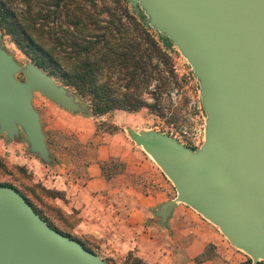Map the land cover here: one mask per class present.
I'll return each instance as SVG.
<instances>
[{"label": "water", "instance_id": "95a60500", "mask_svg": "<svg viewBox=\"0 0 264 264\" xmlns=\"http://www.w3.org/2000/svg\"><path fill=\"white\" fill-rule=\"evenodd\" d=\"M175 47L198 82L204 141L197 149L154 129L125 131L171 182L175 197L152 214L165 227L178 203L215 226L251 264L264 261V0H128ZM21 73L23 80L16 78ZM34 93L91 115L69 88L2 48L0 136L24 137L28 154L53 164ZM0 264H106L51 227L14 188L0 185Z\"/></svg>", "mask_w": 264, "mask_h": 264}, {"label": "crops", "instance_id": "0c3cea01", "mask_svg": "<svg viewBox=\"0 0 264 264\" xmlns=\"http://www.w3.org/2000/svg\"><path fill=\"white\" fill-rule=\"evenodd\" d=\"M39 101L53 164L43 165L37 158L26 163L43 192L39 204L58 214L54 217L66 229L63 232L105 262L128 258L145 264L247 261L215 226L182 203L176 205L165 227L157 223L152 211L176 193L150 156L126 134V126H135L130 113L115 110L109 120L116 129L107 132L96 129V116L69 113L47 98ZM72 134L80 143L93 145L84 179L72 176L70 170L73 155L66 136ZM101 164H106L104 169Z\"/></svg>", "mask_w": 264, "mask_h": 264}, {"label": "trees", "instance_id": "16d2710c", "mask_svg": "<svg viewBox=\"0 0 264 264\" xmlns=\"http://www.w3.org/2000/svg\"><path fill=\"white\" fill-rule=\"evenodd\" d=\"M0 32L37 66L84 98L91 115L148 108L161 118L169 115L167 124L178 125L176 110L163 99L176 76L170 44L155 36L143 16L129 8L128 0H0ZM14 189L47 224L70 236ZM39 192L38 196L43 193ZM128 259L130 264H145Z\"/></svg>", "mask_w": 264, "mask_h": 264}, {"label": "rangeland", "instance_id": "374dc122", "mask_svg": "<svg viewBox=\"0 0 264 264\" xmlns=\"http://www.w3.org/2000/svg\"><path fill=\"white\" fill-rule=\"evenodd\" d=\"M128 5L129 8H132L129 2ZM135 11L137 16H144L140 9H136ZM152 31L157 37V34L159 33L154 30ZM2 48L11 54L19 64L23 65L25 62L31 61L15 45L8 35L2 34ZM168 49L173 62L174 74L176 76L170 84V89L167 93L168 96L164 94L163 99L166 103H170L172 108L176 110L179 117V123L178 125H169L166 122L169 115L167 118H161L156 113L151 112L148 108H142L138 112L130 113L133 120L132 123L135 125L134 127H131L136 130L154 129L166 133L167 131H170L172 132L170 135L181 141L184 145L192 149H197L204 141L205 117V114L200 110L202 106L198 94V82L192 73L191 67L181 56L179 51L175 47H168ZM16 78L23 80L24 76L19 73L16 75ZM150 89H152V87ZM34 94L35 100H32V104L37 111H42V105L39 103V99L45 97L39 93ZM78 99L89 109V104L84 98L78 97ZM147 100L148 102H153L150 97H148ZM114 111L96 116L99 119L96 122L97 130L110 132L116 129L115 125L109 120V115L113 114ZM104 116H106L105 119H100ZM66 139L70 144V151L73 155V167L70 169L72 171V176L78 175L81 179H84V166L89 160V155L92 152V142L89 141L88 143H80L74 134L66 136ZM30 158L36 157L34 155H32V157L28 156L27 145L24 141V137H22L19 141H14V143H6L5 137L1 135L0 184H9L19 190L30 199L33 206L43 217L47 219L49 223H55L57 226L53 225L57 229L66 231V229H64L61 224L55 220V217H57L58 214L54 211H45L44 207L39 204L40 196H38V194L40 192L37 188L38 180L35 177L33 178L32 171H30L31 173L29 172V167L26 163V161ZM106 263L130 264L131 260L107 259Z\"/></svg>", "mask_w": 264, "mask_h": 264}]
</instances>
